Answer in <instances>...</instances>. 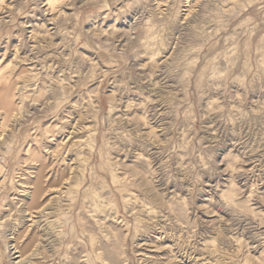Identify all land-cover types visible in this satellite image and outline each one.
<instances>
[{"label":"rangeland","instance_id":"rangeland-1","mask_svg":"<svg viewBox=\"0 0 264 264\" xmlns=\"http://www.w3.org/2000/svg\"><path fill=\"white\" fill-rule=\"evenodd\" d=\"M0 264H264V0H0Z\"/></svg>","mask_w":264,"mask_h":264}]
</instances>
